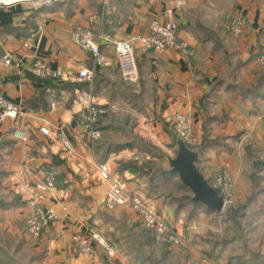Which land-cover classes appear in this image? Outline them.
Listing matches in <instances>:
<instances>
[{"label": "crops", "instance_id": "1", "mask_svg": "<svg viewBox=\"0 0 264 264\" xmlns=\"http://www.w3.org/2000/svg\"><path fill=\"white\" fill-rule=\"evenodd\" d=\"M168 10L192 56L148 50L136 40L147 34L151 21H166ZM229 16L244 19L239 35L223 29ZM76 25L97 36L109 65L96 67L90 82L31 73L36 58L70 75L93 66L91 53L70 38ZM123 40L134 41L136 82L122 79L114 56L113 43ZM262 46L264 0H53L0 6V93L21 110L15 119L0 115V264H254V252L264 256V238L254 241L252 198L241 217L248 219L243 229L250 228L243 247L237 238L224 236L225 211L193 201L190 189L170 171L165 147L156 145L172 144L168 121L184 114L207 141L196 152L204 178L210 181L226 165L234 198L248 195L258 160L248 149L264 148V66L257 61ZM88 93L98 104L118 107L100 117V138L92 141L76 121ZM102 163L110 168V180L100 177ZM48 172L54 186L43 204L55 218L32 239L26 230L27 201ZM113 181L153 206L187 246L157 241L129 205L107 210ZM262 195L264 190L257 200ZM91 231L111 242L113 256L97 245L93 261L71 254L73 236Z\"/></svg>", "mask_w": 264, "mask_h": 264}, {"label": "built area", "instance_id": "2", "mask_svg": "<svg viewBox=\"0 0 264 264\" xmlns=\"http://www.w3.org/2000/svg\"><path fill=\"white\" fill-rule=\"evenodd\" d=\"M39 2L42 5L50 4L53 0H0V6H11L21 2ZM168 19L164 22L153 20L149 23L147 34L138 37L136 40L148 50L161 51L171 49L183 53L186 56L194 54L189 43L180 40L176 35V21L171 16L172 11L168 10ZM244 20L242 17L229 16L224 24L227 32L239 35L242 32ZM70 38L73 43L89 51L93 57V66L80 69L76 74L70 75L63 70L51 67L41 59H35L30 65L29 71L40 78L50 79H75L83 82L92 81L96 67H106L109 61L101 52V42L97 36L87 28L76 25L71 30ZM114 56L121 74L126 82H136L139 79L138 68L135 58V47L133 40H123L113 43ZM258 63L264 66V47L258 54ZM87 105L77 114L76 121L81 126L83 132L89 139L97 140L100 138V130L97 127L100 117L115 111L118 107L114 105H102L96 103L92 94L86 95ZM21 114L20 108L9 101L0 93V115L1 117L17 118ZM173 128L180 141L186 146H195L198 143L197 137L193 133L191 122L182 113L175 114L173 118ZM17 137L23 139L24 133L16 130ZM61 136V135H60ZM62 137V136H61ZM66 148L69 142L62 137ZM101 179L110 180L111 172L106 163L98 166ZM210 183L217 190L224 200V209L232 206L234 180L226 165L220 166L213 173ZM54 186V177L48 172L44 178L35 184L34 190L27 201L29 213L26 219V230L32 239H38L43 231L54 220L55 215L51 208L45 207L43 199L46 191ZM129 205L137 214L140 223L151 233L159 242L171 243L179 246H187V239L172 232L170 226L155 211L154 207L145 202L137 195L128 194L123 186L113 181L107 192L104 207L113 210L118 206ZM71 254L75 256L85 255L93 261L95 258L96 245L101 247L107 256H113L114 247L99 231H91L87 235H74Z\"/></svg>", "mask_w": 264, "mask_h": 264}, {"label": "water", "instance_id": "3", "mask_svg": "<svg viewBox=\"0 0 264 264\" xmlns=\"http://www.w3.org/2000/svg\"><path fill=\"white\" fill-rule=\"evenodd\" d=\"M197 153L190 150L183 141L177 142V153L169 159L170 171L178 175L180 181L190 189L192 199L207 209L222 213L224 200L211 186L196 166Z\"/></svg>", "mask_w": 264, "mask_h": 264}, {"label": "rangeland", "instance_id": "4", "mask_svg": "<svg viewBox=\"0 0 264 264\" xmlns=\"http://www.w3.org/2000/svg\"><path fill=\"white\" fill-rule=\"evenodd\" d=\"M223 29L225 30L224 24H223ZM262 47H264V46H262ZM261 48H260V50H261ZM260 50H259V52H260ZM259 52H258V54H259ZM257 57H258V55H257ZM257 61H258V58H257ZM168 125L171 126L172 131L176 134V132H175V130L173 128V123H171L170 121H168ZM193 133L197 137L198 143L195 146H191V147H198L197 150H199V147H204L203 146V143L206 144L207 141L203 142L202 137H200L199 135H197V133L195 132L194 128H193ZM176 137H177V134H176ZM177 139H178V137H177ZM156 145H160L161 147H165L166 150H165L164 153L169 158H173L176 155V153H177L176 152L177 146H172V144L171 145H168V144H165L163 141H160V143H158ZM169 147H176V148H173V153H172V150L169 149ZM248 150H249L248 151V154H252L255 159H258V160H255V163H258V166H256L255 170H257V168L258 169L260 168V169L256 171L255 175L258 178L257 179L258 180V183H257V186L258 187H257V189H259V190L262 191V190H264V148H258V147L256 148V147H254V148H249ZM252 170H254V168ZM251 174H252V172H251ZM249 178H251V175H249ZM208 182L212 186V184L210 183V181H208ZM249 182H250L251 191L248 193V195L241 196L240 198H238V197L237 198H233V203H232V206L231 207H238L239 205H241V204H243V203H245L247 201L249 195L254 190V184H253V182H251V179L249 180ZM259 190L258 191L256 190L257 193H255L253 195L254 197L251 196V198L253 200L250 198L252 201L250 200V202H249L250 204L254 203V214H255L254 215V241H256V239H258V238H260V239L264 238V195L261 196L262 197L261 198L262 200L261 199L257 200L258 194L261 192V191L259 192ZM187 196L190 197V194H187ZM192 196H193V194H192ZM224 211H225V209H224ZM243 211H244V208L241 211V216L239 217V220H238V222L241 225L243 224L242 222H246L248 220L247 218H244V219L241 218L242 217V214H243ZM224 214H225V212H224ZM250 214H251V212H250ZM225 218L226 219H225L224 222L226 223V225H225L226 227L224 228V231H225L224 236L225 237H233L234 236V225H233V223H231L230 219L227 216ZM218 221H219L218 226H222L221 225V222H222L221 219L218 220ZM258 224H259V226H258ZM244 226H246V223L244 224ZM249 229L250 228H244L243 229V231H244L243 234H246L247 235ZM149 234L152 235L151 233H149ZM22 264H24V263H22Z\"/></svg>", "mask_w": 264, "mask_h": 264}, {"label": "trees", "instance_id": "5", "mask_svg": "<svg viewBox=\"0 0 264 264\" xmlns=\"http://www.w3.org/2000/svg\"><path fill=\"white\" fill-rule=\"evenodd\" d=\"M261 75H264V73H261ZM98 124H99V122H98ZM98 124H97V127H98ZM178 141L179 140L177 139L176 134L174 133V135L172 136V140H171L172 145L177 146ZM187 147L190 150L197 152V147H191V146H187ZM174 148H176V147H174ZM176 152H177V149H176ZM131 163H129L128 165H130ZM256 166H258V163L254 162V170L252 171V174H250L251 175V178H250L251 182H253V184H254V190L249 195L247 200H250L251 196H253L255 193H257V191L259 190V189H257V187H258L257 186V183H258L257 179L258 178L256 177L255 173L260 168L259 169L257 168V170H255ZM245 206H246V202L239 205L238 207H231L230 206L225 210V214H227L226 216L230 219L231 223H233V225H234V236L233 237L237 238L243 247H245L244 234H243L244 231H243L242 225L238 222V220H239V217L241 216V211L243 210V208H245ZM252 259L254 261V264H264V256L260 255L258 252H254V254H252Z\"/></svg>", "mask_w": 264, "mask_h": 264}]
</instances>
